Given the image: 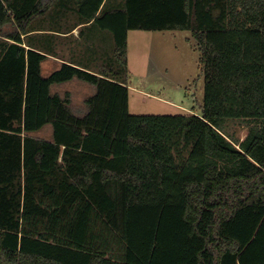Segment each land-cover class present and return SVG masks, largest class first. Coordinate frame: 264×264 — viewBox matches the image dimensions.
Listing matches in <instances>:
<instances>
[{"label": "trees", "instance_id": "16d2710c", "mask_svg": "<svg viewBox=\"0 0 264 264\" xmlns=\"http://www.w3.org/2000/svg\"><path fill=\"white\" fill-rule=\"evenodd\" d=\"M70 1L112 33L100 72L43 76L55 35L27 36L60 32V0H0V264H264V0ZM133 30L192 33L200 113L130 112ZM73 78L84 116L52 93Z\"/></svg>", "mask_w": 264, "mask_h": 264}, {"label": "rangeland", "instance_id": "374dc122", "mask_svg": "<svg viewBox=\"0 0 264 264\" xmlns=\"http://www.w3.org/2000/svg\"><path fill=\"white\" fill-rule=\"evenodd\" d=\"M201 51L190 31H130V112L137 115L200 113L205 97V80L200 66ZM148 76L147 83L141 79ZM75 94L73 108L80 107ZM60 88H52V93ZM194 111V112H193ZM79 112V111H78ZM229 131L243 140L245 125L229 123ZM50 128L34 137L50 139Z\"/></svg>", "mask_w": 264, "mask_h": 264}, {"label": "crops", "instance_id": "0c3cea01", "mask_svg": "<svg viewBox=\"0 0 264 264\" xmlns=\"http://www.w3.org/2000/svg\"><path fill=\"white\" fill-rule=\"evenodd\" d=\"M76 4L73 1L60 0V32L49 30L51 28L44 27V18L34 20L30 26V33L27 39L31 37V42L42 43L50 40V35L54 36L52 40L55 41L56 54L48 55L42 62V75L49 77L52 73L62 68L64 64L74 65L82 70L97 73L104 67L114 63V44L113 36L110 31L101 30L93 22L85 23L76 11ZM129 37L128 35V57H129ZM50 38V39H49ZM130 66V61H129ZM148 76L143 77L141 81L147 83ZM60 88L62 97L66 93L71 94L72 108L74 105L75 94L71 90L75 88L78 90L77 98L80 100V107L75 113L78 116H84L87 112L85 101L97 93V87L79 78H73L70 81L54 84L52 88ZM130 87V86H129ZM55 94V93H54ZM50 128L51 138L53 137V126L47 125L44 128ZM42 130V129H41ZM40 130V131H41ZM40 131L34 132L38 133Z\"/></svg>", "mask_w": 264, "mask_h": 264}]
</instances>
